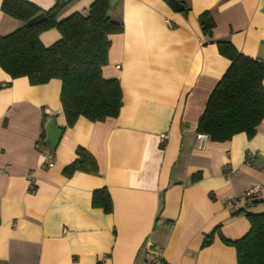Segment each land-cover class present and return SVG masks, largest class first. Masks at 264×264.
<instances>
[{
  "label": "crops",
  "instance_id": "1",
  "mask_svg": "<svg viewBox=\"0 0 264 264\" xmlns=\"http://www.w3.org/2000/svg\"><path fill=\"white\" fill-rule=\"evenodd\" d=\"M28 1L46 10L57 0ZM92 1H66L57 20ZM179 1L187 14L163 0L117 1L110 16L123 31L109 36L102 76L119 80V114L80 116L62 130L50 168L37 141L49 120L66 125L61 81L31 85L0 67L8 84L0 88V264H143L157 248L167 264H237L221 236L241 238L250 229L245 212L264 213V118L251 138L240 132L223 142L196 126L230 63L216 41L264 63V0ZM204 11L215 24L211 37L198 23ZM21 25L0 8V36ZM39 38L48 46L60 34L51 28ZM78 146L94 156L97 174L63 176ZM194 174L200 179L191 182ZM102 187L111 213L91 205ZM252 187L253 203L243 199Z\"/></svg>",
  "mask_w": 264,
  "mask_h": 264
},
{
  "label": "trees",
  "instance_id": "2",
  "mask_svg": "<svg viewBox=\"0 0 264 264\" xmlns=\"http://www.w3.org/2000/svg\"><path fill=\"white\" fill-rule=\"evenodd\" d=\"M65 4V0H57L43 10L28 0H2L0 6L5 15L22 22L19 28L0 36V67L12 79L26 77L31 85L51 79L61 81L59 100L66 120L61 130L72 127L80 116L92 122L115 118L122 106L119 80L102 76L111 45L109 36L123 31L122 22L111 18L108 0H93L84 13L75 11L57 20ZM188 10L184 5L181 12L187 14ZM41 12L45 20L26 24ZM198 23L203 35L211 37L215 24L209 12L199 14ZM51 28L59 32L60 38L45 46L39 36ZM215 44L218 53L230 63L208 96L196 131L217 142L240 132L251 138L264 118V63L240 53L227 40ZM6 85L0 83V88ZM45 136L43 124L39 146L45 147ZM75 153L76 158L63 168V176L70 177L75 171L98 173L90 152L78 146ZM199 179L200 175L194 174L190 181ZM243 198L247 200L245 194ZM255 201L256 198L249 202ZM91 205L111 213L112 200L105 187L93 190ZM242 212L239 209L233 215ZM245 215L250 223L248 233L237 240L222 236L221 240L235 248L237 264H264V213ZM212 237L213 232L206 234L203 246L209 245Z\"/></svg>",
  "mask_w": 264,
  "mask_h": 264
},
{
  "label": "water",
  "instance_id": "3",
  "mask_svg": "<svg viewBox=\"0 0 264 264\" xmlns=\"http://www.w3.org/2000/svg\"><path fill=\"white\" fill-rule=\"evenodd\" d=\"M70 1V0H65ZM118 0H108V7L110 10L113 9ZM166 4L175 12L182 11L184 9V5L179 0H163ZM46 16L43 12L35 15L30 18L26 24L27 25H35L39 22L45 20ZM49 117H51L49 115ZM52 120V119H51ZM49 120V122L45 125L46 136L44 138L45 147H48L51 150H54L60 140L62 135V130L58 128L53 121Z\"/></svg>",
  "mask_w": 264,
  "mask_h": 264
},
{
  "label": "built area",
  "instance_id": "4",
  "mask_svg": "<svg viewBox=\"0 0 264 264\" xmlns=\"http://www.w3.org/2000/svg\"><path fill=\"white\" fill-rule=\"evenodd\" d=\"M165 135L162 134L160 136L161 141L165 139ZM199 140H202L204 138V135L197 134L196 136ZM42 157H43V164L45 167H52L54 164V153L53 150L49 149L48 147L42 148ZM231 170L227 172L228 175L231 174ZM256 192V187H252L249 190L246 191L245 197L248 201L254 199V193ZM244 199V198H243ZM245 200V199H244ZM236 203L235 200H231L227 202L228 207H232ZM143 264H167V262L164 260L162 256V249L157 248L155 251L150 252L148 259Z\"/></svg>",
  "mask_w": 264,
  "mask_h": 264
}]
</instances>
